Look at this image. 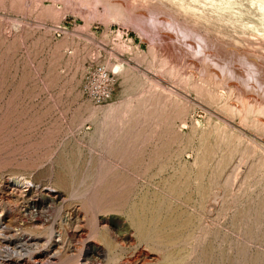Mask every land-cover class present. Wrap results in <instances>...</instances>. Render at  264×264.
I'll return each instance as SVG.
<instances>
[{"label":"rangeland","instance_id":"rangeland-1","mask_svg":"<svg viewBox=\"0 0 264 264\" xmlns=\"http://www.w3.org/2000/svg\"><path fill=\"white\" fill-rule=\"evenodd\" d=\"M135 2L0 0V264H264V26Z\"/></svg>","mask_w":264,"mask_h":264},{"label":"bare ground","instance_id":"bare-ground-1","mask_svg":"<svg viewBox=\"0 0 264 264\" xmlns=\"http://www.w3.org/2000/svg\"><path fill=\"white\" fill-rule=\"evenodd\" d=\"M107 1V0H106ZM183 1V2H182ZM199 1V0H198ZM197 0H136V2H135V4L136 3H138V4H142L143 5V3L144 4H146V5H152V6H154V4L155 5H158V7H162L161 9H162V11L164 12V11H166V13H168V15L170 14V16L169 17H171V15H172V12H174L175 10V5L176 4H179V3H183L184 5V9L183 10H185V9H189L190 11H189V13H188V16H187V19L184 21V23H183V26L185 25V26H187V24H189V23H191L192 24V21H195V20H193V12L195 11L194 9H196V11H197V8H196V5L198 6V5H200L201 3H199V4H196L195 2H198ZM201 1V0H200ZM202 1H204V0H202ZM201 1V2H202ZM207 0H205L204 2H206ZM133 2V1H132ZM127 4V3H126ZM203 4V3H202ZM201 4V5H202ZM119 5V4H118ZM129 4H127V6H128ZM131 5V4H130ZM200 5V6H201ZM205 6L203 7V5L201 6L202 8H203V10H202V13H205V15H209L208 17L210 18V19H212V20H210V19H208V20H206V27L207 26H209L210 24H213L212 26H214V25H221V24H223L222 26H224V23L225 24H230V25H232L233 27L237 24V23H239L240 22V16H242V15H245L246 17H248V16H250V17H254L253 19H257V20H255V21H258L260 24H262V25H260V26H264V0H208V2H206V4H204ZM125 5H122V6H120L121 8H120V10H119V12L118 13H120V12H122L121 13V15L122 16H125V17H128V18H130L129 16H131V15H128V13L126 14V12H128V11H130L127 7H125L126 9L124 10L123 9V7H124ZM141 6V5H140ZM178 6V5H177ZM129 7V6H128ZM180 4H179V7H177V8H179L180 9ZM150 8L151 7H149V10H150ZM157 8V7H156ZM183 8V7H182ZM148 9V8H147ZM158 9V8H157ZM113 10V9H112ZM118 10V9H117ZM134 10H136V9H134ZM133 10V11H134ZM182 10V9H181ZM201 10V9H200ZM160 11V10H159ZM158 11V12H159ZM176 11H177V9H176ZM198 11H199V7H198ZM157 12V13H158ZM182 12V11H181ZM181 12H180V14H181ZM165 13V14H166ZM196 13H200V11L199 12H196ZM234 13H238V15L237 14H235V15H237V17H234L235 15H233ZM131 14V13H130ZM163 14V13H162ZM179 14V13H178ZM127 15V16H126ZM160 15V14H159ZM174 15H175V12H174ZM200 15H201V13H200ZM204 15V16H205ZM229 15H231L235 20H232V19H229ZM180 16V15H179ZM181 16H183V14H181ZM185 16V15H184ZM184 16H183V18H184ZM199 16V15H198ZM168 17V18H169ZM201 17V16H200ZM206 17V16H205ZM243 17V16H242ZM182 18V19H183ZM231 18V17H230ZM249 18V17H248ZM247 18V19H248ZM142 19V18H141ZM144 19V18H143ZM184 20V19H183ZM203 20V19H202ZM244 20V19H243ZM250 20V19H249ZM144 21V20H143ZM199 21V20H198ZM242 21V20H241ZM246 21V20H245ZM253 21V20H252ZM204 22V21H203ZM258 22H255V23H257L258 24ZM161 23V22H160ZM194 23V22H193ZM196 23H197V21H196ZM195 23V25H199L200 26V28H202V25L201 24H196ZM248 23V22H247ZM190 25V24H189ZM205 25V24H204ZM245 25V24H244ZM176 26V25H175ZM192 27H193V25H191ZM222 26H220V27H222ZM231 26V27H232ZM249 26V25H248ZM259 26V25H258ZM169 27V26H168ZM196 27V26H195ZM194 27V28H195ZM224 27H226V26H224ZM236 27V26H235ZM234 27V28H235ZM253 27V26H252ZM203 28H204V26H203ZM228 28H229V25H228ZM238 28H240V27H238ZM184 29V28H183ZM205 29H207V28H205ZM212 29V28H211ZM224 29V28H223ZM260 29V28H259ZM177 30V29H176ZM181 32H177V33H175V35L177 36V34L180 36V38L181 39H185V38H187V37H185V38H183L182 37V34H180V33H182V31L184 32V34H185V29L184 30H182V26H181ZM187 30V29H186ZM207 30H209V29H207ZM213 30V29H212ZM220 30V29H219ZM236 30H237V28H236ZM239 30H241V29H239ZM190 32H191V30H189ZM243 30H241V32H242ZM245 31V30H244ZM176 32V31H175ZM190 32H188V33H190ZM211 32V31H210ZM213 32V31H212ZM221 32V31H220ZM226 32V31H225ZM225 32H223V33H225ZM233 33H235L234 31H232ZM263 32V31H262ZM215 33V32H214ZM219 33V32H218ZM222 33V34H223ZM237 33V32H236ZM173 34H174V32H173ZM192 34V33H191ZM250 33H248V35H249ZM252 34V33H251ZM262 34V39H260V36H257V38H255V39H257V40H259L260 39V41H262L261 43V45H263V47H264V32L263 33H261ZM187 36H190V34L188 35V34H186ZM217 35V34H216ZM230 35V34H229ZM237 35H238V33H237ZM254 35V34H253ZM253 35H251V36H253ZM219 36H221V34H219ZM235 36V35H234ZM239 36V35H238ZM255 36V35H254ZM191 37V36H190ZM190 37H189V39H190ZM225 37V36H224ZM256 37V36H255ZM258 37H259V39H258ZM226 38H228V37H226ZM225 38V39H226ZM217 39V38H216ZM236 40V39H235ZM204 41V40H203ZM207 41V40H206ZM218 41V40H217ZM239 42V41H238ZM190 44H191V42H190ZM204 44V43H203ZM208 44V43H207ZM189 45V44H188ZM191 46H192V44H191ZM197 46V45H196ZM216 46V45H215ZM198 47V46H197ZM197 47H194V48H196V50H197ZM204 47H205V45H204ZM243 47V46H242ZM199 48H200V46L198 47V50H199ZM222 49V48H221ZM223 50H225L224 48H223ZM223 50H221V51H223ZM221 51H219V53L218 54H220L221 53V55H223V52H221ZM230 54V53H229ZM221 55H219V56H221ZM225 56V55H224ZM203 57V56H202ZM223 57V56H222ZM227 57V56H226ZM226 57H224V59H226ZM234 57V56H233ZM232 57V58H233ZM239 57H241V56H235L232 60H231V62H230V65H227V64H229V63H227L226 64V66H224L225 64H224V60L222 59V65H220L221 64V62L219 63V64H217V65H215V66H213L212 68H215L216 70H219V71H217V72H219L220 74L222 73V74H226V70H228L230 67L232 68V66L233 65H243V64H241L242 62H241V59H243L242 61H244L243 63H245V57L244 56H242V57H244V58H240L239 59ZM211 59V58H210ZM229 59V58H228ZM248 60V59H247ZM258 60V59H257ZM219 61H221V59L219 60ZM218 61V62H219ZM225 62H227V60H225ZM241 62V63H240ZM258 61H256V63H257ZM246 64H248L249 65V67H247L248 65H246ZM254 63H252V65H253ZM260 64V63H259ZM244 65H246V68H245V70H246V72H247V74L249 75V76H252V75H250L252 72L253 73H255V71L256 72H258V70L260 71V67H257L258 65H256V67L258 68V70L256 69V67L255 68H253V66L250 64V63H248V61L244 64ZM243 65V66H244ZM262 65V67H263V64H261ZM211 66V65H210ZM209 66V67H210ZM261 67V68H262ZM112 69L113 70H115L116 72H118L119 71V67L118 66H114V67H112ZM233 69H234V67H233ZM263 70H264V68H262ZM261 69V71L263 72V70ZM214 71V70H213ZM230 71V70H229ZM260 71V73H261V75H262V72ZM206 72H208V71H205V73ZM231 72H233L232 71V69H231ZM235 72H236V70H235ZM241 73V72H240ZM244 73V72H243ZM215 74V73H214ZM220 74H219V76H220ZM235 74V73H234ZM258 74H259V72H258ZM207 75V74H206ZM211 75V74H210ZM212 75H213V73H212ZM211 75V76H212ZM255 75V74H254ZM253 75V76H254ZM214 76H216L217 78H218V76L215 74ZM222 77H223V75H221ZM234 77L236 76V75H233ZM243 76H244V74H243ZM264 76V75H263ZM236 78V77H235ZM243 78V77H242ZM259 78H262V76H260ZM264 78V77H263ZM242 80V79H241ZM262 80V79H261ZM260 81V80H259ZM262 82H264V80L262 81ZM240 83V82H239ZM217 87V86H216ZM246 90V89H245ZM139 105V104H138ZM116 111V110H115ZM141 117V116H140ZM125 118V117H124ZM114 119V118H113ZM112 120V119H111ZM108 121V120H107ZM113 121H115V122H113L112 124H111V122H110V124L108 123L107 124V128H110V129H112V128H115L116 129V126H117V124L119 123V119H117L116 118V120H113ZM123 121V120H122ZM109 122V121H108ZM118 122V123H117ZM141 122V121H140ZM122 123V122H121ZM120 123V124H121ZM103 127V126H102ZM101 127V128H102ZM121 127H119V129H120ZM136 128H137V126H136ZM115 129H113V130H115ZM136 130V129H135ZM119 131V130H118ZM107 132H108V130H107ZM109 132H111V131H109ZM131 132H133V131H131ZM109 134V133H108ZM132 134V133H131ZM136 134V133H135ZM118 136V135H117ZM116 137V136H115ZM124 137V136H123ZM122 137V138H123ZM112 139H113V137H112ZM112 139H111V141H112ZM107 140H108V138H107ZM114 140H115V138H114ZM110 142V141H109ZM107 143H108V141H107ZM119 146V145H118ZM117 146V147H118ZM127 146V145H126ZM125 147V146H124ZM104 148V147H103ZM105 148H106V146H105ZM118 149V148H117ZM125 149V148H124ZM124 149H123V151H124ZM128 149V148H127ZM106 151V150H105ZM137 151V150H136ZM117 152V151H116ZM135 153V152H134ZM104 155V154H103ZM118 158V157H117ZM100 162V161H99ZM98 162V163H99ZM102 163V162H101ZM114 163V162H113ZM129 163V162H128ZM116 165V164H115ZM101 167H102V165H100ZM99 166V167H100ZM105 167H106V165H105ZM104 167V168H105ZM104 168H103V170H104ZM118 168V167H117ZM97 169V168H96ZM110 170V169H109ZM109 170L106 172V173H108L109 172ZM97 171V170H96ZM100 171V168H99V170H98V172ZM112 171V170H111ZM97 172V173H98ZM96 173V174H97ZM102 172L100 171V174H101ZM104 174H105V172L103 173V177L105 178V176H104ZM111 173L109 172V175H110ZM97 175H99V173L97 174ZM106 175V177H107V175L108 174H105ZM96 177V176H95ZM99 179H100V181H101V179L103 178V177H101V175H99ZM109 180V179H108ZM94 181V180H93ZM99 181V182H100ZM14 182V181H13ZM97 181H95V183H96ZM103 182V181H102ZM14 183H17L16 182V180H15V182ZM93 187V186H92ZM118 192H120V189H118ZM117 192V193H118ZM93 194V193H92ZM96 194V193H95ZM113 194H116V192L115 193H113ZM113 194H112V196H113ZM87 195V194H86ZM85 195V196H86ZM84 196V195H83ZM90 196V195H89ZM93 197V196H92ZM107 197V196H106ZM90 199V198H89ZM95 199H96V197H95ZM88 200V199H87ZM86 201V200H85ZM91 201V200H90ZM86 203V202H85ZM110 203V202H109ZM88 204V203H87ZM92 204V203H91ZM86 207H89V206H86ZM100 207V206H99ZM95 209V208H94ZM141 222V221H140ZM143 223V222H142ZM141 226V225H140ZM141 228H143V226L141 227ZM145 228V227H144ZM168 241H170V240H168ZM167 242V241H166ZM34 244V243H33ZM27 246V245H26ZM31 247V246H30ZM158 248V247H157ZM29 251V250H28ZM62 262H65V261H62ZM241 264V263H240Z\"/></svg>","mask_w":264,"mask_h":264},{"label":"built area","instance_id":"built-area-1","mask_svg":"<svg viewBox=\"0 0 264 264\" xmlns=\"http://www.w3.org/2000/svg\"><path fill=\"white\" fill-rule=\"evenodd\" d=\"M95 83L89 87L88 93L97 104L107 99L113 89L112 73L102 67H96L94 71Z\"/></svg>","mask_w":264,"mask_h":264}]
</instances>
